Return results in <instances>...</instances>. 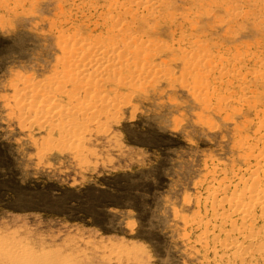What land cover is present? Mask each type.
<instances>
[{"label": "rangeland", "instance_id": "1", "mask_svg": "<svg viewBox=\"0 0 264 264\" xmlns=\"http://www.w3.org/2000/svg\"><path fill=\"white\" fill-rule=\"evenodd\" d=\"M85 1L0 0V264H264V0H163L135 34L160 74L89 92L60 75L65 38L104 37Z\"/></svg>", "mask_w": 264, "mask_h": 264}, {"label": "bare ground", "instance_id": "2", "mask_svg": "<svg viewBox=\"0 0 264 264\" xmlns=\"http://www.w3.org/2000/svg\"><path fill=\"white\" fill-rule=\"evenodd\" d=\"M92 1V0H91ZM105 3V7L103 8L104 11L102 16L99 18L98 14H96L99 18V21H96L92 24L91 29H97L99 31L98 32L102 33L104 37H92V35H90V37H86V38H82V35L80 37H78V35L76 33H73L72 35L70 34L69 37L65 38L63 40V45L61 46V52L63 54H61L62 57H64L63 61H59L61 64L63 65V70L61 71L60 75L62 74H66L68 76V80L67 82L70 83L68 85H70L71 89H75V90H80V91H84V92H89L91 90H98L97 88L104 85L105 82H108L110 84H117L121 87L122 86H131V89L133 87H136L133 85V83H128L127 85V81H129V79L126 77L125 78H121L123 77L121 72H126L127 73V77L131 78V76L139 79V80H144V79H150L152 78L151 76L154 75L155 73H159L162 70H159L157 68V65L153 66L149 63H147V59H149L150 57L155 56V54L157 53L158 49V42L157 46L152 45L154 44L153 41H151V43H148L147 38L148 36L145 37V39L143 40V38H139L138 36H136V31L140 28H144L146 27V25L144 24L146 20H152V19H161V20H167L168 22H172V20L170 21L171 16L170 17H166L164 18L161 17L160 14H158V12H156V10H154V8H160L158 9L159 12L161 11L162 5H164V2H162L163 0H101ZM192 1V0H190ZM214 1V0H213ZM87 2V6L95 7L94 5H91L92 2H90L89 0L85 1ZM162 2V4H161ZM167 2V1H166ZM173 2V1H172ZM196 2V1H195ZM79 3V2H78ZM82 3V2H81ZM80 3V4H81ZM170 3V2H169ZM194 3V2H193ZM198 3V2H196ZM195 3V4H196ZM214 3V2H213ZM221 3V2H220ZM59 4V3H58ZM84 4V3H83ZM188 4V3H187ZM186 4V5H187ZM210 4V3H209ZM61 5V4H60ZM59 5V6H60ZM82 5V4H81ZM86 5V4H85ZM169 5V4H167ZM218 5V4H217ZM76 6V5H75ZM84 6V5H82ZM81 6V7H82ZM87 6L85 7L87 9ZM98 6V4H97ZM195 6V5H194ZM199 6V5H198ZM225 6V5H224ZM62 7V6H61ZM78 7V6H77ZM99 7V6H98ZM169 7V6H168ZM171 7V6H170ZM228 7V6H227ZM84 8V9H85ZM97 8V7H96ZM95 8V9H96ZM101 8V7H100ZM173 8V5L172 7ZM171 8H169L171 10ZM90 9V8H89ZM166 9V8H165ZM263 9V7H262ZM93 10V9H92ZM180 10V9H179ZM264 10V9H263ZM262 10V11H263ZM63 11V9H62ZM76 11V10H75ZM89 11V10H88ZM94 11V10H93ZM92 11V12H93ZM165 10H163L164 12ZM167 12H164L167 16L170 15V13L168 14L169 10H166ZM174 11V9H173ZM171 11V12H173ZM231 11V10H230ZM95 12V11H94ZM100 12V11H98ZM101 12V13H102ZM175 12V11H174ZM198 12V11H196ZM210 12V11H209ZM96 13V12H95ZM185 13V12H184ZM84 14V13H83ZM100 14V13H99ZM173 14L175 15V13H172V17ZM183 14V13H182ZM95 15V14H94ZM180 15V14H178ZM186 15V14H184ZM188 15V13H187ZM201 15V14H200ZM88 16V15H87ZM96 16V17H97ZM181 16V15H180ZM69 17V16H68ZM89 17V16H88ZM95 17V19H96ZM175 17V16H174ZM186 17V16H185ZM233 17V16H232ZM163 18V19H162ZM183 18V17H182ZM190 19V18H189ZM192 19V18H191ZM195 19V18H194ZM198 19V18H197ZM160 20V21H161ZM183 20V19H182ZM158 21V20H157ZM184 21V20H183ZM182 21V22H183ZM65 22V21H64ZM152 22V21H151ZM174 22V21H173ZM176 22V21H175ZM191 22V21H190ZM166 23V22H165ZM178 23V22H177ZM187 23V22H186ZM77 24V23H76ZM153 24V23H152ZM162 24V23H161ZM179 24V23H178ZM188 24V23H187ZM82 25V22H81ZM148 24V28H149ZM171 25V24H169ZM86 26V25H85ZM153 26V25H152ZM191 26V24H190ZM189 26V27H190ZM88 27V26H87ZM134 27H138V28H134ZM151 27V26H150ZM188 27V28H189ZM146 28V30L148 29ZM150 29V28H149ZM74 30V29H73ZM81 30V28H80ZM88 30V29H86ZM142 30V29H140ZM145 30V29H143ZM78 31V30H77ZM148 31V30H147ZM151 31H153L151 29ZM76 32V31H75ZM92 32V31H91ZM90 32V33H91ZM94 32V31H93ZM138 32V31H137ZM84 33V32H83ZM100 33V34H101ZM142 33V32H141ZM195 33V32H192ZM191 33L192 37L193 34ZM86 34V32H85ZM89 33H87L86 35L88 36ZM101 34V35H102ZM188 34V32H187ZM57 35V34H56ZM94 35V34H93ZM96 35V33H95ZM149 35V34H148ZM198 35V34H197ZM97 36V35H96ZM99 36V34H98ZM180 36V35H179ZM187 36V35H186ZM64 37V36H63ZM84 37V36H83ZM180 38V37H179ZM186 38V37H185ZM196 38V37H195ZM150 39V38H149ZM156 39V38H155ZM178 39V38H177ZM176 39V40H177ZM181 39V38H180ZM183 39V38H182ZM198 39V38H197ZM201 39V38H200ZM199 39V40H200ZM57 40V39H56ZM153 40V39H151ZM179 40V39H178ZM190 41V40H189ZM194 41V40H193ZM201 41V40H200ZM61 42V41H60ZM192 42V41H191ZM190 42V43H191ZM179 43V42H177ZM183 44V43H182ZM189 44V43H188ZM193 44V43H191ZM190 44V45H191ZM195 44V43H194ZM162 45V44H161ZM160 45V46H161ZM179 45V44H178ZM168 46V45H167ZM202 46V45H201ZM200 45H192L191 48H188V51L184 54V58L187 60L185 65V69L187 71H191V70H203L204 68H210V64L212 63L209 58V55L207 54V52L204 50V48H202ZM165 47V46H163ZM171 47V45H170ZM169 47V48H170ZM179 47V46H177ZM160 48V47H159ZM181 48V47H180ZM165 49V48H164ZM168 49V47H166V50ZM171 48L169 51V53H171ZM177 50V48H176ZM181 50V49H178ZM185 50V49H183ZM172 52H174L172 50ZM181 52V51H180ZM168 53V54H169ZM179 53V52H177ZM60 54V53H59ZM183 54V53H182ZM180 54V55H182ZM208 56H207V55ZM214 56V55H213ZM221 56V55H220ZM58 57V56H57ZM182 60H183V56ZM180 57V58H181ZM233 57V56H232ZM193 58H196L193 59ZM61 59V58H60ZM170 59V58H169ZM234 59V58H232ZM214 63L219 64V67L222 66V68L225 66V63H227L225 60L221 59V57H216V59H213ZM257 60V58H256ZM152 61V60H151ZM145 62V63H143ZM147 63V64H146ZM153 63V62H152ZM183 63V62H182ZM60 64V65H61ZM213 65V63H212ZM224 65V66H223ZM228 65V64H227ZM261 66V65H259ZM159 67V66H158ZM167 68V67H166ZM232 68V66H231ZM184 69V70H185ZM211 69V68H210ZM221 70V69H220ZM258 70V69H257ZM166 71V70H165ZM228 71V70H227ZM64 72V73H63ZM186 72V71H185ZM197 72V71H196ZM232 72V71H231ZM121 73V75H120ZM124 73V74H126ZM118 74V75H116ZM235 74V73H234ZM255 74V73H254ZM64 75H62L64 77ZM221 75V74H220ZM255 78H258V76L264 77V72L261 71H257L255 74ZM61 76V77H62ZM121 76V77H120ZM156 76V75H155ZM230 76V75H229ZM54 77V76H53ZM57 77V76H56ZM64 79V78H63ZM136 79V80H137ZM214 79V78H213ZM58 80V79H56ZM61 80V79H60ZM132 80V78H131ZM151 81V80H149ZM263 81V80H262ZM66 82V81H65ZM138 82V81H137ZM107 83V84H108ZM135 83V82H134ZM204 83V82H203ZM67 84V83H66ZM106 84V83H105ZM141 84V83H139ZM138 84V85H139ZM55 85V84H54ZM60 87L57 86V88L59 87V89H61V85ZM137 85V84H136ZM48 86L49 82H48ZM56 86V85H55ZM201 86V84H200ZM199 86V87H200ZM66 87V86H65ZM118 87V86H117ZM206 87V86H205ZM69 88V89H70ZM138 88V87H137ZM44 89V88H43ZM59 89H57L59 91ZM63 89V88H62ZM61 89V90H62ZM60 90V91H61ZM134 90H136V88H134ZM50 91V90H49ZM57 91V92H58ZM59 91V92H60ZM63 91V90H62ZM234 91V90H233ZM40 92V91H39ZM93 92V91H92ZM98 93V91H95ZM76 93V92H75ZM120 93V92H119ZM41 94V92L39 93ZM43 94V93H42ZM96 94V93H95ZM94 95V94H93ZM69 96V95H68ZM95 96V95H94ZM113 97V96H112ZM240 97V96H239ZM47 99V98H46ZM70 99V98H69ZM68 99V100H69ZM218 99V98H217ZM44 100V99H43ZM72 100V99H71ZM109 100V99H108ZM42 101V100H41ZM111 101V100H110ZM237 101V100H236ZM242 101V100H241ZM240 101V102H241ZM29 101H26V106L29 104ZM66 102V101H65ZM76 102V101H75ZM96 102V101H95ZM105 102V101H104ZM103 102V103H104ZM109 102V101H108ZM218 102V101H217ZM37 103V102H36ZM48 103V101H47ZM77 103V102H76ZM99 103V101H98ZM112 103V102H111ZM114 103V102H113ZM23 104V103H22ZM42 104V103H41ZM24 105V104H23ZM36 105V104H35ZM54 105V104H53ZM84 105V104H83ZM88 105V104H87ZM107 105V104H106ZM247 105V104H246ZM22 106V105H21ZM32 106V105H31ZM48 106V104H47ZM50 106V105H49ZM109 106V105H108ZM221 106V105H220ZM24 107V106H23ZM55 107V106H54ZM63 107V106H62ZM68 107V106H67ZM105 107V106H104ZM224 107V106H223ZM252 107V106H251ZM250 107V108H251ZM30 108V107H29ZM32 108V107H31ZM30 108V109H31ZM34 108V107H33ZM48 108V107H47ZM53 108V107H52ZM91 108V107H90ZM43 109V108H42ZM77 109V108H76ZM84 109V108H83ZM89 109V107H88ZM87 110V108H86ZM83 111V110H82ZM260 112V110H258ZM34 112V111H33ZM37 112V111H36ZM48 112V111H47ZM53 112V111H52ZM70 112V111H69ZM81 112V111H80ZM93 112V111H92ZM35 113V112H34ZM84 113V112H83ZM36 114V113H35ZM57 114V113H56ZM55 114V115H56ZM68 114V113H67ZM72 114V113H71ZM81 114V113H80ZM254 114V113H253ZM93 115V114H92ZM40 116V115H39ZM255 116V115H254ZM54 115H48V116H43L41 120H46V121H51L53 119ZM61 117V115H60ZM241 117V116H240ZM245 117V116H244ZM262 117V116H261ZM63 118L65 119V117L63 116ZM67 118V117H66ZM72 118V117H71ZM74 118V116H73ZM244 119V118H243ZM242 120V119H241ZM248 120V119H247ZM249 121V120H248ZM54 122V121H53ZM247 122V121H246ZM260 122V121H259ZM263 125V124H262ZM258 126V125H257ZM239 129V128H238ZM256 129V128H255ZM247 131V130H245ZM255 134V132H254ZM67 135V134H66ZM244 136V135H243ZM249 137V136H248ZM243 138V137H242ZM264 138V137H263ZM245 139V138H244ZM243 139V140H244ZM239 141V140H238ZM237 141V142H238ZM240 143V142H239ZM237 144V143H236ZM263 146V144L261 145ZM262 148V147H261ZM264 148V147H263ZM251 150V149H250ZM243 152V151H242ZM257 154V153H256ZM245 157V156H244ZM256 158V162L259 163L260 165H264V150L262 152H259L257 154V156H255ZM244 161V160H243ZM258 168V167H257ZM247 169V168H246ZM245 169V170H246ZM255 169V167H254ZM260 169V168H259ZM258 170V169H257ZM256 172V171H255ZM262 172V171H261ZM264 173H262L263 175ZM252 175H254L252 173ZM234 177V176H233ZM240 177V176H239ZM263 178V176H262ZM238 179V178H237ZM259 179V178H258ZM261 179V178H260ZM218 180V179H217ZM229 182V181H228ZM227 182V183H228ZM257 182V181H255ZM229 185V184H228ZM257 184H253V186H256ZM261 185V184H260ZM264 185V184H263ZM227 186V185H226ZM217 187V186H216ZM216 187H212L210 188V190H212V194L215 195L216 192ZM255 187H252L250 189L254 190ZM249 189V190H250ZM260 189V188H259ZM264 189V188H263ZM261 191V190H260ZM262 192V191H261ZM211 194V193H210ZM243 194V193H242ZM212 195V196H213ZM255 197L251 200L252 203H254L257 206H260L262 208H264V193L262 192V194L260 193V196L254 195ZM211 197V196H210ZM251 198V197H250ZM225 203H235L236 204H242L243 203V198L241 196H229L225 198ZM254 205V206H255ZM222 206V205H221ZM237 206V205H236ZM241 206V205H240ZM247 206V205H246ZM232 207V206H231ZM244 206H242L243 208ZM258 207V208H260ZM239 208V207H238ZM241 208V207H240ZM241 208V209H242ZM249 208V207H248ZM236 209V207H235ZM246 209V208H245ZM238 210V209H237ZM246 211V210H245ZM248 211V210H247ZM236 212V211H235ZM240 217H247L246 213L243 210H240ZM227 215V214H226ZM260 216V215H259ZM249 217V216H248ZM216 218V217H215ZM252 218V217H251ZM219 221V220H218ZM241 230V229H240ZM244 231V230H243ZM240 232V231H239ZM244 239V238H243ZM232 245V244H231ZM238 245V244H236ZM261 246V245H260ZM226 249V248H225Z\"/></svg>", "mask_w": 264, "mask_h": 264}]
</instances>
